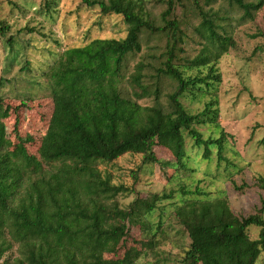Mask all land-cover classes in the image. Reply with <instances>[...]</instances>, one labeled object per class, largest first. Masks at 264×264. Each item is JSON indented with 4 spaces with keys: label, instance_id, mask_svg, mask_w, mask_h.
Returning a JSON list of instances; mask_svg holds the SVG:
<instances>
[{
    "label": "trees",
    "instance_id": "obj_1",
    "mask_svg": "<svg viewBox=\"0 0 264 264\" xmlns=\"http://www.w3.org/2000/svg\"><path fill=\"white\" fill-rule=\"evenodd\" d=\"M229 2L244 11L243 18H253L264 7V0ZM85 3L98 7L104 16H121L128 26L127 36L93 39L84 46L65 49L43 72L54 110L39 157L24 152L9 137L5 120L12 108L1 95L6 81L0 80V259L15 243L18 264H138L141 254L135 248L126 250L121 258L106 256L118 254L128 235L127 221L148 218L158 203L171 196L153 194L149 199H137L129 208H120L115 199L129 189L113 184L110 176L99 170V163H111L129 153L143 155L144 164L157 163L154 148L162 146L175 157L172 166L184 170L188 159L185 135L194 147L204 148V159H211L215 149L217 161L229 163L225 145L233 136L222 128L218 137L205 139L196 128L207 124L220 127L217 101L210 100L193 114L182 98L201 94L221 82L215 64L235 47L232 36L219 34L216 24L204 16L196 29L205 42L203 52L178 66L174 61L182 30L176 19L168 20L174 8V0H168L163 13L169 37L167 59L162 67L152 65L155 74L147 77L138 64L130 81L134 91L128 96L122 88L125 68L130 55L141 52L144 32L155 29L151 17L142 9V0ZM8 29L0 20V32ZM202 69L208 72L204 74ZM148 77L155 79L152 86L143 83ZM162 77L175 82L167 105L162 101ZM147 98L152 102L142 105L140 101ZM258 185L264 190L263 177ZM183 194L195 197L175 209L191 241L182 264L260 261L264 254V205L259 213L240 218L224 194L212 198L199 188ZM253 228L259 229L257 239L251 236Z\"/></svg>",
    "mask_w": 264,
    "mask_h": 264
},
{
    "label": "rangeland",
    "instance_id": "obj_2",
    "mask_svg": "<svg viewBox=\"0 0 264 264\" xmlns=\"http://www.w3.org/2000/svg\"><path fill=\"white\" fill-rule=\"evenodd\" d=\"M85 1L0 0V20L9 26L6 33L0 32V80L6 81L1 95L12 108L5 124L13 143L38 157L54 110L43 72L65 49L84 46L93 39L127 36L128 26L121 16H104L98 7L90 8ZM142 1L141 7L151 17L155 29L144 32L141 52L128 58L122 85L128 96L134 91L130 81L137 66L144 69L147 77L155 74L152 65L162 67L167 59L169 37L163 13L169 7L168 0ZM251 1L255 0H245ZM243 14L229 0H174L168 20L176 19L182 30L175 64L182 66L203 52L205 42L196 29L204 16L217 25L219 34L232 36L234 40L235 47L215 64L221 82L205 88L201 94L182 98L193 114L202 111L210 100L217 101L220 127L207 124L196 128L205 139L218 137L222 128L233 136L225 145L224 155L229 163H219L215 149L211 159H204V148L194 147L188 135H185L188 159L184 170L172 166L176 159L162 146L154 148L157 163L144 164L143 155L132 153L111 163H99V170L110 176L113 184L129 189L115 199L120 208H129L137 199H149L153 194L171 196L158 203L148 218L135 223L127 221L128 235L122 239L118 254L107 258H121L126 250L135 248L141 254L138 264H182L191 241L175 209L185 199L195 197L185 196L183 191L199 188L212 198L224 194L231 210L240 218L259 213L263 207L264 190L258 179L264 178V7L253 18H243ZM11 39L12 46L8 43ZM202 72L206 74L208 70ZM154 81L153 77L143 79L146 86H152ZM163 81L162 101L167 105V95L175 91V82L167 77ZM140 102L150 104L152 98ZM251 236L257 239L259 229H251ZM19 257L18 245L13 243V249L4 254L0 264H18ZM257 264H264V254Z\"/></svg>",
    "mask_w": 264,
    "mask_h": 264
}]
</instances>
